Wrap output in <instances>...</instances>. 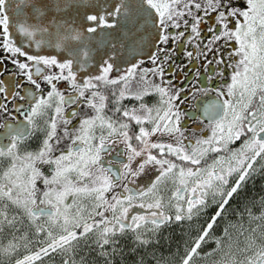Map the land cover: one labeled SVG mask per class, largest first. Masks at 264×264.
Instances as JSON below:
<instances>
[{"label":"snow or ice","instance_id":"6c2138e0","mask_svg":"<svg viewBox=\"0 0 264 264\" xmlns=\"http://www.w3.org/2000/svg\"><path fill=\"white\" fill-rule=\"evenodd\" d=\"M73 6L79 7L73 0H0L6 54L0 61L10 59L19 77L0 80V160L6 161L0 264H45L50 254L61 255V264H89L93 244L98 259L91 264H115L125 254L118 237L130 232L136 255L158 244L161 227L172 224L195 231L183 252L176 250L178 259L153 249L132 264L148 258L154 264H264V197L231 204L264 170V0H98L79 21L65 15ZM94 38L110 45L111 55L101 57L97 75L78 78ZM117 45L132 57L121 60L122 71ZM145 46L154 49L147 54L151 67L136 58ZM45 47L67 55L41 54ZM177 50L187 63H176ZM200 60L207 61L205 71L215 62L207 78L215 76L220 86L195 87L201 72L190 78L188 71ZM109 87L112 115L106 114ZM210 91L215 98L199 115L181 107L189 96ZM149 94L156 96L152 104L144 102ZM126 97L139 103L122 105ZM81 106L91 114L79 115ZM185 118L199 121L191 131L201 135H187ZM37 132L43 133L37 147H26ZM114 144L124 145V158L117 152L116 162L106 163ZM147 170L154 177L135 187ZM230 210L235 221L228 220ZM202 216L203 223H192ZM221 218L226 223L215 235ZM81 241L84 255L76 259ZM209 241L215 247L201 252Z\"/></svg>","mask_w":264,"mask_h":264},{"label":"flooded vegetation","instance_id":"af4514ba","mask_svg":"<svg viewBox=\"0 0 264 264\" xmlns=\"http://www.w3.org/2000/svg\"><path fill=\"white\" fill-rule=\"evenodd\" d=\"M74 4H77L78 2L80 3L81 0H73ZM234 2L236 3H243L244 0H234ZM76 6L73 7H69L68 9L65 10V15L68 16L71 13H76L75 10ZM0 40H2V37H0ZM41 54H45V55H51V54H47V53H43L41 52ZM6 54L3 52L2 49H0V57H5ZM58 59H61L62 56H57ZM23 59V58H21ZM141 60H143V67H151V63L150 61L147 59L146 57L140 58ZM208 61L212 60V56L211 54L208 55ZM176 63L180 64V63H187L186 58L183 57V52L182 50H177V55L175 57ZM207 63V61L205 60H200L199 62H197V65L195 68H191L190 71H188V76L194 77L195 72L197 71V69L200 70L201 72V76L196 78L197 82L195 84V87L197 88H212V87H217L220 86V84L222 83L221 80L217 79L215 76H213V79L211 81L208 80V76L212 75L213 70L217 67V65L215 64V62L213 61L212 63L208 64V69L207 71H205L204 67H202L203 64ZM121 69V71L125 68V67H119ZM98 69V68H97ZM94 70V69H81L78 73L77 76L78 78L83 76V75H97L98 71ZM187 70V69H186ZM18 71V69H16V67L11 63L10 59H3L2 61H0V80H9L11 79L13 82L16 81L17 79H19V77H17L15 75V73ZM180 69L177 68L176 72L179 73ZM9 74H12L11 77ZM110 75L115 76L117 75L116 69L114 68L112 73H110ZM227 75V72H226ZM180 80H176L174 81V83H176L178 86L180 84ZM61 84L63 85V82H61ZM25 87H31V85H28L27 83H25L24 85ZM138 87V80L137 81H133L132 83V88L133 90H135ZM111 91L112 89L109 88H105L104 92L105 94L108 96V101H107V108H106V114L108 115H112L111 109L113 108V104H112V96H111ZM2 95V94H0ZM215 92H208V93H196L193 96H189L187 101L181 106L183 109H185L186 111L189 112H196L197 115H199V112H197V109L202 108V106L208 102H210L212 99L215 98ZM156 100V96L154 94H149L144 98V102L148 103V104H152L153 101ZM20 102V101H18ZM137 101H135L133 98L131 97H126L123 101H121L122 105H127L128 107H132L134 105H136ZM189 105H192V107L190 108ZM9 107H11V105H9ZM85 114H91V109L90 108H84L83 106H81L80 108V112L79 115H85ZM116 118H119V114H116ZM39 124L43 125L44 124V119L43 118H38L37 121ZM75 123V120L73 121ZM182 123L184 124V126L186 128H188L190 131L189 133H187V135L191 136V135H195V136H199L201 135V133L197 130L195 132H192L191 130L193 129V125L194 124H199V121H190L187 118H185ZM204 123H207V121L205 120ZM201 127L203 125H200ZM133 131H135V125H133ZM43 133L41 132H37L35 134V136L26 142L25 146L26 147H31V148H36L40 138L42 137ZM65 143H67L65 141ZM133 143H135V141H133ZM239 142L237 141L236 144H238ZM64 145L62 144L61 147H63ZM117 152H119L121 154L120 158L123 159L124 158V145L123 144H114L112 146L109 147L108 149V154L105 155L103 158L105 160V162L107 163V160L109 159V157L112 158L113 162L115 163L117 160ZM212 157L210 156L209 159H211ZM6 164V161L0 160V168H2L4 165ZM119 165L117 164V167ZM263 176H264V170H261L260 173L256 174L252 179H250L244 187V190L240 193L239 196H237L236 198H234L231 201V204L239 207L245 200H250L252 196H254L255 198L253 199V201H256V195H257V186L256 183L258 182V180H263ZM154 177V173L152 170H147L145 173H142L141 176H139L138 178H136L138 180V184L134 185L135 187H138L139 184H145L147 182V180L151 179ZM261 186L263 187L264 184L261 183ZM169 186H165L164 190H163V195L165 197H167L169 195V191H168ZM250 190V191H249ZM243 198V201H241ZM70 202V201H69ZM139 209V208H137ZM142 211H146L144 209H141ZM241 211H243V208L240 209ZM258 210V205H254L253 206V211H257ZM209 213L212 211V209L208 210ZM203 219L204 217L202 216L201 219L199 221L197 220H193V224H198V223H203ZM244 219L246 220V216L244 217ZM228 220L231 221H235L236 220V216L235 213L233 211H229L228 214ZM226 223V221L221 218L219 220V223L217 225V227L214 230V234L215 235H219L220 232L223 229L224 224ZM166 228H173V229H178V228H182L177 224H172L170 226H162L160 230L162 229H166ZM184 228L187 230V224H185ZM231 231V229H229ZM190 232V242H191V236L195 235V231H189ZM130 232L126 233L124 236L122 237H118V239H124V237L126 235H128ZM94 239V237L92 238ZM91 242V240L89 241ZM215 247L214 243L209 241L205 244H203V246L201 247L200 251L201 252H205L207 251L209 248H213ZM92 252H94L91 249H88ZM195 264H206V262L204 261H200V260H196Z\"/></svg>","mask_w":264,"mask_h":264},{"label":"trees","instance_id":"16d2710c","mask_svg":"<svg viewBox=\"0 0 264 264\" xmlns=\"http://www.w3.org/2000/svg\"><path fill=\"white\" fill-rule=\"evenodd\" d=\"M261 183L264 184V176H263V180H258V182L256 183L257 186L256 198L264 197V186L262 187ZM254 198L255 197L252 196L250 200L253 201ZM241 201H243V198ZM184 230H186L184 227L178 229L167 228L166 230L165 229L160 230L157 234L159 243L158 244L154 243L150 245L147 252H145V250L142 247L138 248L136 255H133L130 252V249L133 247L132 245H130L129 243H127V245L121 244L120 246H122L125 249V254L123 258L120 257V259H118L117 256L115 264H132V262L137 259V256L139 254H145L146 256H150L153 249L156 250V252L159 254L160 257L163 255L161 258L172 257L171 261L178 259V256L175 255L176 250L179 248L180 252H183L185 242L189 244L191 243L190 232L187 230L186 232H184ZM146 264H154V261L151 258H148L146 260Z\"/></svg>","mask_w":264,"mask_h":264},{"label":"water","instance_id":"95a60500","mask_svg":"<svg viewBox=\"0 0 264 264\" xmlns=\"http://www.w3.org/2000/svg\"><path fill=\"white\" fill-rule=\"evenodd\" d=\"M98 0H81V2L77 3V5H79V7H76L75 10H76V13H71L69 14L67 17H71L73 19H76L77 21H79V14H82L83 12L85 11H88V10H91L90 9V5L92 4H95L97 3ZM99 35V34H98ZM147 39V37H146ZM91 48L94 49L93 51H90L89 52V59H88V63L87 65L85 66V68L83 69H94L96 70L98 68V64L99 62L101 61V57H103L105 55V53H108V55H111V52L109 51V48H110V45H101V44H98V41L96 38H94L91 42ZM75 46V45H73ZM151 50H154V49H149L147 46H145L143 49H142V52L144 53L143 55H138L136 58L140 59V58H143V57H146L147 54L151 51ZM32 51H37L35 48L32 49ZM116 57L114 58L116 60V63L119 65V67H125V65L121 62V60H127V59H131L132 57L130 56L128 50L125 48V49H121L119 47V45H117L116 49ZM41 52H45L47 54H51V55H56V56H62V58L66 57V53L63 52V51H60V50H56L54 48H43L41 50ZM134 62V60H133ZM150 181L147 180L146 183H148ZM137 211H141L143 212L141 209H137Z\"/></svg>","mask_w":264,"mask_h":264},{"label":"rangeland","instance_id":"374dc122","mask_svg":"<svg viewBox=\"0 0 264 264\" xmlns=\"http://www.w3.org/2000/svg\"><path fill=\"white\" fill-rule=\"evenodd\" d=\"M164 188H165V186H164ZM164 188H163V190H164ZM245 222L247 223V216H246ZM168 229H172V228H168ZM231 231L234 232L235 230L234 229H231ZM184 232H186V230H184ZM2 240H3V237H0V242H2ZM127 243H129L130 245L133 246L132 234L131 233H129L128 235H126L124 237V239H119V246L121 244L122 245H127ZM83 244H84V242L81 241V250H80L79 254L77 255L76 259H79L81 255H84ZM94 249H95V245L93 244L91 250L94 251ZM87 251H88L89 264H91V261L93 259H98V258H96V252L95 251L94 252H92L90 250H87ZM163 258H168V257H163ZM171 258L172 257H169L168 259L171 261ZM118 259H120V256H118ZM213 259H215V257H213ZM61 260H62L61 255H59V254H50V257L49 258H46L45 264H61Z\"/></svg>","mask_w":264,"mask_h":264}]
</instances>
